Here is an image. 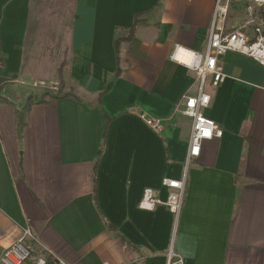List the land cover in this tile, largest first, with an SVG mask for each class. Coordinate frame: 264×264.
Returning a JSON list of instances; mask_svg holds the SVG:
<instances>
[{
	"label": "crops",
	"instance_id": "crops-1",
	"mask_svg": "<svg viewBox=\"0 0 264 264\" xmlns=\"http://www.w3.org/2000/svg\"><path fill=\"white\" fill-rule=\"evenodd\" d=\"M216 2L70 0L61 64L26 47L44 43L31 27L62 44L58 22L33 24L35 0H0V76L12 79L0 99V258L29 227L37 251L67 264H165L171 241L184 264H264V64L244 55H222L225 79L205 85L204 114L223 134L187 166L177 220L138 208L145 188L165 199L161 180L184 174L191 119L176 109L197 77L173 55L204 50ZM60 68L75 98L36 97L24 111Z\"/></svg>",
	"mask_w": 264,
	"mask_h": 264
},
{
	"label": "built area",
	"instance_id": "built-area-1",
	"mask_svg": "<svg viewBox=\"0 0 264 264\" xmlns=\"http://www.w3.org/2000/svg\"><path fill=\"white\" fill-rule=\"evenodd\" d=\"M229 0L223 4L217 0L215 13L212 19L208 39L202 52L186 51L189 61L177 59L180 48L175 50L173 57L192 70L197 77V90L193 94L182 96L180 111L191 119V129L188 139V148L185 158L184 174L179 179L163 178L161 185L167 189L165 199L160 197L158 190L145 188L138 203V208L153 211L158 206L167 207L177 220L185 199L186 169L191 160L198 157L204 141L219 138L223 134L221 126L204 114L210 102V94L205 91L209 80L212 86L219 85L225 74L219 63V58L227 52L244 55L259 64H264V32L260 26L253 29L250 36L245 26L231 31H225L224 18ZM249 2L263 3L264 0H247ZM145 123L155 132L161 130V123L155 118H144ZM37 238L29 227L22 229L21 235L1 254L2 264H67L59 258L50 261L49 252L41 249L37 251ZM165 264H184L183 259L174 249L173 241L166 250Z\"/></svg>",
	"mask_w": 264,
	"mask_h": 264
},
{
	"label": "rangeland",
	"instance_id": "rangeland-1",
	"mask_svg": "<svg viewBox=\"0 0 264 264\" xmlns=\"http://www.w3.org/2000/svg\"><path fill=\"white\" fill-rule=\"evenodd\" d=\"M226 0H221V3L223 4ZM69 4L70 0H35L34 4V10L32 14L31 21L37 22V21H47V22H53L56 21L59 24V39L63 41L62 44L58 43L57 46L49 44V40L51 36L49 29H41V30H34L32 27L29 29V33L32 31L40 32L41 40L40 42L44 43L41 45L33 44L32 42L27 44V50L30 52L32 51H40L45 54L46 58H56L57 63H64L65 59L61 60L63 56H65L67 45L65 43L64 37L66 36V32L68 30V23L70 21V13H69ZM50 5H52L53 12H50ZM56 7V12L54 11V8ZM237 18L239 20L238 27L245 26V31L251 36L253 34V29L257 26H260L262 28V31L264 32V2H249L247 0H243L240 3L232 2V0L228 1L226 11H225V21H229V19ZM54 26V25H53ZM236 27V28H238ZM234 28V29H236ZM233 29L226 28L225 31H231ZM36 34V33H35ZM54 38H51V40ZM63 55V56H62ZM39 92L36 93L34 98L39 97L42 92L45 89H48L52 91L53 93H57L59 89V81L56 84H43L40 85L38 88ZM45 98H48L45 97ZM177 112L183 116L182 112L180 111V108L176 109ZM163 127H166V124L161 123V129L163 130Z\"/></svg>",
	"mask_w": 264,
	"mask_h": 264
},
{
	"label": "trees",
	"instance_id": "trees-1",
	"mask_svg": "<svg viewBox=\"0 0 264 264\" xmlns=\"http://www.w3.org/2000/svg\"><path fill=\"white\" fill-rule=\"evenodd\" d=\"M140 13H137L134 15V19H133V23L131 25V27L129 28V33H128V36L126 39H129L131 38L135 31H136V28L137 26H139L142 22L139 21L138 17H139ZM114 48H115V52L117 53L118 51V41H115L114 42ZM117 59V68H116V75L119 76L120 75V69L118 67V63H119V60H118V57L116 58ZM60 72H61V68L59 69V72H58V79H59V89H58V92L57 93H53L52 91L48 90V89H45L42 94L39 96L37 102H44L45 100V97H49V98H52V99H61V98H66V97H74L75 96L72 94L71 91H68V92H64L63 91V83L62 81L60 80ZM12 79H5L3 77L0 76V99H6L7 100V97L3 96L2 95V91L4 90V88L11 82ZM103 93H100V96L102 95ZM34 96L32 94H30L26 100H25V104H24V107H23V110L24 111H27L29 106L34 103Z\"/></svg>",
	"mask_w": 264,
	"mask_h": 264
},
{
	"label": "bare ground",
	"instance_id": "bare-ground-1",
	"mask_svg": "<svg viewBox=\"0 0 264 264\" xmlns=\"http://www.w3.org/2000/svg\"><path fill=\"white\" fill-rule=\"evenodd\" d=\"M177 57L179 58V59H181V60H183V58H182V54H177ZM190 58V57H189ZM183 61H186V60H183ZM189 61V60H188Z\"/></svg>",
	"mask_w": 264,
	"mask_h": 264
}]
</instances>
